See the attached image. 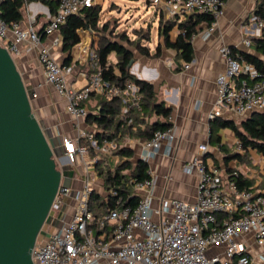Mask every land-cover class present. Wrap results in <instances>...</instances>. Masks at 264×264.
Listing matches in <instances>:
<instances>
[{
	"label": "built area",
	"instance_id": "2783aa9c",
	"mask_svg": "<svg viewBox=\"0 0 264 264\" xmlns=\"http://www.w3.org/2000/svg\"><path fill=\"white\" fill-rule=\"evenodd\" d=\"M2 2L0 0V5ZM149 2L178 22L193 13L210 15L213 22L205 30L204 38L214 31L225 7L223 0ZM91 7L93 0H58L42 35L54 34L70 16ZM251 22L258 32L264 29V18L255 16ZM57 43L58 39H55L53 46ZM241 44L248 48L251 42L244 39ZM0 46L13 59L36 51L45 83L65 99L66 113L76 120L87 117L83 103L91 94L107 99L120 97L126 106H137L140 101L138 89L133 84L128 83L125 88H108L98 72L89 77L84 87L71 86L68 79L71 68L55 61L49 48L42 45L32 21L22 26L18 22L6 23L0 16ZM220 53L225 70L215 80V110L210 118L219 117L223 111L242 118L251 112L264 111V74L247 64L233 48L223 46ZM89 58L96 68L94 52ZM190 64H184L183 70H188ZM173 141L171 128L155 131L143 144L140 160L148 164L163 145L170 150ZM82 142H88L89 148ZM115 147L116 144L107 140L98 146L94 136L84 131L74 139L64 140L65 157L80 159L83 183L75 194L71 188L60 184L51 213L59 209L66 198L74 200L73 213L46 240L36 243L32 251L34 264H264V191H240L233 182L223 180L213 164L204 158L208 152L206 144L199 145L198 156L182 168L183 172L196 171L194 203L162 198L154 206L156 180L148 171L147 179L133 181L137 196L135 206H121L119 199L113 209L95 221L90 210V197L99 158H91L89 149L96 155H104ZM236 151L242 152L238 141ZM55 161L60 168V161ZM110 193L114 194L112 190Z\"/></svg>",
	"mask_w": 264,
	"mask_h": 264
},
{
	"label": "crops",
	"instance_id": "0c3cea01",
	"mask_svg": "<svg viewBox=\"0 0 264 264\" xmlns=\"http://www.w3.org/2000/svg\"><path fill=\"white\" fill-rule=\"evenodd\" d=\"M134 1L136 2L135 6H127L123 3L118 4L113 0H93V7L100 9L99 27H102L113 17L121 18L120 22L123 25L131 27L130 32L149 27L148 40H144L142 37L135 39L136 36L133 33L130 35L136 43H140V45L132 48L133 60L130 63V73L137 79L152 84L157 101L162 102L165 108L171 110L168 121L171 123L170 128L174 133L171 149L167 150L163 145L159 153L147 164L148 171L153 174L156 180L153 189L154 206H157L158 201L162 198H175L188 203L195 202L196 171L191 169L189 172H183L182 168L198 156V147L201 144L208 146V152L204 158L213 164L216 172L223 180L229 181L228 172L237 171L253 179L256 191H264L263 155L252 150L245 154L238 153L236 151L237 139L233 132H229L226 128H217L219 120H232L238 125L243 118L227 111H223L219 117L210 118L215 110V80L225 70V61L220 49L223 46H228L240 55L251 54L264 60V57H261L252 45L246 48L241 44L244 39H249L252 43L260 37L261 33L254 28L251 21L256 16V8L260 4H264V0H226L223 15L218 19L210 36L204 38L206 29H203L192 38L193 60L190 62L188 70H183V65L186 63L178 59L177 51L166 48L164 39L159 36V28L163 23L173 22L177 19L166 16L158 8L153 7L149 0ZM141 4L148 12L150 11L149 8L152 7V16L148 24L138 27L135 17L139 13ZM126 14L129 17L124 20ZM52 15L53 13H50L44 4L31 2L25 11L21 25L27 26L32 21L34 31L41 36L42 45L49 48L55 61L59 65L71 68L72 71L68 78L69 84L74 88H82L87 84L89 77L85 71L76 69V63L78 61L86 63L90 53L99 50L103 37H106V32L78 29L76 31L78 43L71 51L65 52L62 49L60 31L50 36L42 35V29ZM130 20L133 21L132 24H129ZM177 24L175 23L169 32L171 43L175 42L178 35ZM55 39H58V43L53 46ZM139 47L147 49L149 55H141ZM158 47L159 51L156 56ZM16 63L31 93L32 108L36 118L46 130L52 132L56 141V148L64 157V140L74 139L83 131L95 135L97 128L93 122L87 118L76 120L66 113L65 99L56 94L53 88L44 81L36 51L21 55L16 59ZM178 66L181 68L179 71L176 70ZM100 99L101 96L94 95L83 103L88 115L97 113ZM125 110L124 108L122 114ZM138 118L140 122L134 124L129 133L121 135L118 142L121 147L133 151V162L141 161L142 146L145 143L141 138L143 136L138 137L137 132L143 130L147 124L161 120L153 114H139ZM84 143L88 144V142ZM111 143L115 144L114 142ZM86 147L89 148V146ZM91 151L95 154L93 150ZM110 152L97 156L106 157V163L112 169L125 159L110 155ZM237 153L238 157H231ZM72 159H69L67 166L71 167L73 172L71 188L75 194L82 187L83 176L80 159L78 157ZM248 160H250L249 164L246 163ZM110 191H106L103 180L97 175L94 192L105 198L110 194ZM73 207L74 200L72 198L64 208L65 213L67 212V218L72 215Z\"/></svg>",
	"mask_w": 264,
	"mask_h": 264
},
{
	"label": "trees",
	"instance_id": "16d2710c",
	"mask_svg": "<svg viewBox=\"0 0 264 264\" xmlns=\"http://www.w3.org/2000/svg\"><path fill=\"white\" fill-rule=\"evenodd\" d=\"M223 1L225 2L226 0ZM31 2L44 4L48 7L49 12L54 14L58 0H3L0 5L2 20L6 23H21L25 16L26 5ZM255 15L259 18H264V4H260L256 8ZM99 20L100 9L95 7L70 16L59 29L62 36L63 51H71L78 43L79 39L76 34L78 29L106 32V37H103L99 50L94 52L96 68L90 60L88 63L90 70L86 72L87 76L90 77L93 73L98 72L108 88H125L128 83L133 84L138 89L140 101L137 106H126L122 104L120 97L107 99L101 96L97 113L86 117L97 128V132L94 135L97 143L101 144L103 140L114 142L116 147L111 150L110 155L125 159L111 169L106 163V157L98 156L99 160L95 168L96 174L103 180V185L108 190L107 192L112 190L114 194L110 193L105 198H102L93 190L90 197V210L94 215L95 221L113 209L119 199V205L121 206H135L137 196L133 189V181H143L149 177L148 165L142 161L133 162V151L119 145L118 142L121 139V135L129 133L133 125L140 122L139 114H153L161 118V120H155L147 124L143 130L137 132L138 137L143 136L141 138L144 142L150 140L155 131H165L171 127V123L168 121L171 110L165 108L162 102L157 101L152 84L139 80L130 73V63L133 60L132 48L140 45V43L131 42L125 36L115 34L109 29L107 22L102 27H99ZM176 21L163 23L159 28V36L164 39L166 48L177 51L179 60L190 63L193 60L191 45L193 36L203 29H207L213 22V18L208 14L193 13L183 22ZM175 23H178V35L175 42L171 43L169 32ZM260 33V37L255 39L251 45L261 57H264V29ZM142 38L144 40L149 39L148 35ZM125 42L127 44H124ZM131 45L134 46L131 47ZM139 48L141 55H149L147 49ZM158 51L159 47L156 49V56ZM240 56L260 74H264V60L246 53ZM180 69L178 66L176 70L179 71ZM240 77L242 78L243 76ZM91 96H94V94H91ZM124 108L126 112L122 114ZM128 122L130 123L128 124ZM217 128H230L241 145L242 153L245 154L247 151L252 150L264 156V111L251 112L238 125L232 120H219ZM82 144L85 146L89 145L84 142ZM94 156L97 155L94 154ZM238 156L237 153L231 157L236 158ZM228 173L229 181L233 182L238 190L256 191L252 178H248L237 171Z\"/></svg>",
	"mask_w": 264,
	"mask_h": 264
},
{
	"label": "water",
	"instance_id": "95a60500",
	"mask_svg": "<svg viewBox=\"0 0 264 264\" xmlns=\"http://www.w3.org/2000/svg\"><path fill=\"white\" fill-rule=\"evenodd\" d=\"M50 130L36 118L16 59L0 46V264H34L32 251L65 176Z\"/></svg>",
	"mask_w": 264,
	"mask_h": 264
},
{
	"label": "rangeland",
	"instance_id": "374dc122",
	"mask_svg": "<svg viewBox=\"0 0 264 264\" xmlns=\"http://www.w3.org/2000/svg\"><path fill=\"white\" fill-rule=\"evenodd\" d=\"M113 1L118 3V4L119 3H123V4L127 5V6H135V3H136L134 0H113ZM108 5H110V4H108ZM143 6L144 5H142V4L139 6V13L135 17L137 19V20L136 19L135 20L138 22V27L141 26V25L144 26V25L148 24L149 20H150V18L152 16V13H151L152 7L149 8L150 11L148 12ZM128 17H129V15L126 14V16L124 17V20H126ZM120 19L121 18L116 19V18L113 17V18H111L110 21H107L109 29L111 31H113L115 34L125 36L131 42H135L134 41L135 39L141 38V37H143L145 35L149 36V27H147L146 29L134 30L133 32H130L131 27L123 25V23L120 22ZM132 23H133V21L130 20L129 24H132ZM131 33H133L134 36H136L135 39L134 38L132 39V36H130ZM124 44H127V43L125 42ZM133 46L134 45H131V47H133ZM89 61H90L89 57L87 58L86 63L85 62L82 63V62L78 61L76 63V69L78 71L88 72L90 70V66L88 65ZM226 129L229 132L232 131L230 128H226ZM56 152H57L56 153V159H58V156H61L62 154L58 150ZM89 154H90L91 158L95 157L94 153H92L91 151H89ZM249 162H250V160L246 161L247 164H249ZM58 169H59V167H58ZM62 169H63V172H64L65 176L62 178L61 184L64 187L71 188V179H72V173H73L72 169H71V167H69L67 165L62 167ZM254 175H257L258 177L260 176L259 174H254ZM92 176H93L92 174L89 175L90 178H92ZM72 191L74 192V190H72ZM106 191H108V190H106ZM70 200H71V198L64 199L63 200V205L59 209L54 210L52 213H50V215L48 216V218L46 220V223L42 227V234L39 237V240L41 242L43 240H46V236H49L51 233L55 232L56 229L60 226V224H59V216L61 215L62 211L64 210L66 203L69 202ZM65 215H66L65 217L67 218V212L65 213Z\"/></svg>",
	"mask_w": 264,
	"mask_h": 264
},
{
	"label": "flooded vegetation",
	"instance_id": "af4514ba",
	"mask_svg": "<svg viewBox=\"0 0 264 264\" xmlns=\"http://www.w3.org/2000/svg\"><path fill=\"white\" fill-rule=\"evenodd\" d=\"M65 216H66V215H65V211L63 210L62 213H61V215L59 216V224H61L62 221H64V220L66 219ZM67 217H68V216H67ZM59 224H58V225H59Z\"/></svg>",
	"mask_w": 264,
	"mask_h": 264
}]
</instances>
